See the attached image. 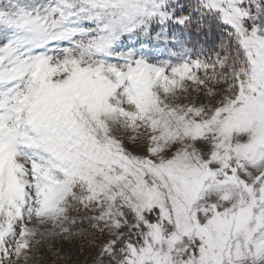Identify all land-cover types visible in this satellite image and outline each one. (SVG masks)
Instances as JSON below:
<instances>
[{"label": "snow or ice", "instance_id": "1", "mask_svg": "<svg viewBox=\"0 0 264 264\" xmlns=\"http://www.w3.org/2000/svg\"><path fill=\"white\" fill-rule=\"evenodd\" d=\"M0 264H264V0H0Z\"/></svg>", "mask_w": 264, "mask_h": 264}]
</instances>
